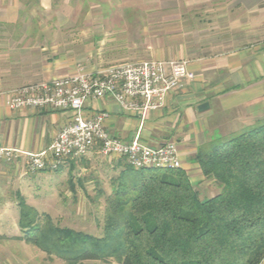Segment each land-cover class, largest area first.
I'll use <instances>...</instances> for the list:
<instances>
[{"label":"crops","instance_id":"1","mask_svg":"<svg viewBox=\"0 0 264 264\" xmlns=\"http://www.w3.org/2000/svg\"><path fill=\"white\" fill-rule=\"evenodd\" d=\"M200 1L204 0H184V28L180 36L170 34L162 42V48L153 50L150 46L146 52V56L154 55L162 60L186 61L188 71L194 74L192 81L169 93L164 106L145 118L141 112L122 111L109 96L92 100L85 106L87 116L105 113L107 132L122 141L138 136L151 147L174 142L180 169L190 182L199 176L195 157L200 147L264 121V0H229L228 12L223 15L204 14L206 0ZM63 5L58 0H0V148L18 153L20 164L15 169L25 164L26 154L47 150L72 117L70 111L11 110L7 106L8 97L17 88L75 72L78 55L63 46L76 45L73 36L78 28L69 26L70 12L60 13ZM189 9L192 16L187 12ZM87 20L86 16L84 22ZM101 21L106 25L113 23L109 18ZM119 27L100 33L99 42L94 34L90 35L83 47L93 45L95 49L98 44L106 45L105 63L120 64L125 53L138 52L141 48L134 44L126 46V39V43L121 42L126 47L116 48L121 53L116 52L115 57L108 43L116 39L115 34L124 39L122 31L116 32ZM66 34L68 43H59L65 40ZM86 65L90 72L109 67L90 62ZM202 103H207L208 109L198 112L197 107ZM96 158H102L107 169L117 171L118 163H110L117 159L102 157L95 149L81 159L66 160L60 169L80 166L82 172H87L96 166ZM12 168L0 163V178H11L15 171ZM73 184L82 190L81 180Z\"/></svg>","mask_w":264,"mask_h":264},{"label":"trees","instance_id":"2","mask_svg":"<svg viewBox=\"0 0 264 264\" xmlns=\"http://www.w3.org/2000/svg\"><path fill=\"white\" fill-rule=\"evenodd\" d=\"M204 178L220 192L200 199L180 170L125 164L105 199L101 235L55 226L21 202L23 241L66 264H261L264 260V121L199 148Z\"/></svg>","mask_w":264,"mask_h":264},{"label":"rangeland","instance_id":"3","mask_svg":"<svg viewBox=\"0 0 264 264\" xmlns=\"http://www.w3.org/2000/svg\"><path fill=\"white\" fill-rule=\"evenodd\" d=\"M58 1L64 2L67 6H61L63 12L60 13L66 15L71 13L72 19L69 26L76 25L78 28L76 35L73 36L74 39L72 38L76 45L63 46L64 49L70 48L77 53L79 59L75 70L78 66L86 67L89 62L104 67L114 66L105 63V58L108 57L107 54L103 55L106 45L100 47L98 44L95 49L93 45L86 47L83 45L85 46L84 43L92 34L97 37V42H99L100 33L116 25H120V29L118 31L116 29V32L122 31L123 35H120L124 39L117 38L115 34L116 39L113 38L109 41L108 44L111 46L109 49L113 50L115 57L118 56L116 52L121 53L116 48L123 49L132 44L139 45L141 48V51L138 52L130 50L128 54L125 53L124 61L120 64L179 60L173 58L162 60L154 55L146 56V52L150 46L153 50L162 48V42L166 41V37L170 34L175 37L180 36L182 26L184 28V0H78L79 4H77V0ZM228 1L206 0L205 2L204 0L200 3L205 2L204 5L207 6L202 9L204 14L220 13L223 15L228 12ZM209 2L212 4L218 2L214 7L219 5L220 9L214 11V7L207 4ZM192 9L187 10L190 12V16L193 15ZM49 14L51 15V13ZM86 16L88 20L84 22ZM102 18H109L111 20L109 22L113 23L108 24L109 26L103 24ZM75 21L77 22L75 23ZM104 25L107 27L105 28ZM126 39L128 43H126ZM68 41L66 34L65 40L59 43H68ZM121 42H125L127 45L125 46ZM18 159L19 156L7 161L0 159V163H5L7 168L11 170L13 167L12 169L15 170L14 173L12 172L11 178L9 176L0 178V264H66L54 255H47L36 247L15 239L21 234L18 227L21 207L19 204L23 202L34 209L38 215L48 216L52 223L59 228H68L99 237L103 226L105 199L111 193L112 179L117 177L125 166V162L119 158H115L117 161L112 160L110 163H118L117 171L113 170V172L107 169L102 158H96L94 162L96 166L89 168L87 172H82L79 169V164V167L73 169H68V167L60 169L63 164L55 171L30 172L26 163L15 169V166L20 164ZM197 168L199 176L189 182L198 193L199 198L208 199L217 195L220 192L217 183L213 179L204 178L198 165ZM8 175L10 174L8 173ZM77 179L82 182V190L79 187L74 188L73 182ZM81 264H118V262L110 258Z\"/></svg>","mask_w":264,"mask_h":264},{"label":"built area","instance_id":"4","mask_svg":"<svg viewBox=\"0 0 264 264\" xmlns=\"http://www.w3.org/2000/svg\"><path fill=\"white\" fill-rule=\"evenodd\" d=\"M194 74L183 60L139 61L87 71L78 66L73 74L22 86L7 99L11 110L51 109L70 111V121L60 130L49 148L26 154L30 172L55 171L66 160H78L95 149L105 158L122 159L135 170H177L181 164L174 142L157 147L143 143L138 136L125 142L111 136L106 128L107 115L99 112L87 116L85 106L92 100L111 97L124 112H141L145 118L161 109L167 95L182 89ZM15 150L0 148V159L17 157Z\"/></svg>","mask_w":264,"mask_h":264},{"label":"water","instance_id":"5","mask_svg":"<svg viewBox=\"0 0 264 264\" xmlns=\"http://www.w3.org/2000/svg\"><path fill=\"white\" fill-rule=\"evenodd\" d=\"M206 109H208V104H207V103H202V104H200V105L197 107V111H198V112H203V111H205Z\"/></svg>","mask_w":264,"mask_h":264}]
</instances>
